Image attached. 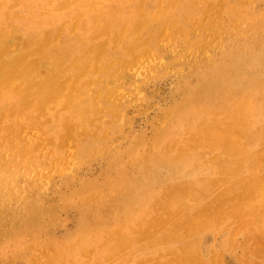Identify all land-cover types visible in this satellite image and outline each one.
Here are the masks:
<instances>
[{"label": "rangeland", "instance_id": "rangeland-1", "mask_svg": "<svg viewBox=\"0 0 264 264\" xmlns=\"http://www.w3.org/2000/svg\"><path fill=\"white\" fill-rule=\"evenodd\" d=\"M6 1L0 0L3 6H0L2 9L0 11V79L5 77L7 71L18 75L31 71L37 73L40 69L43 71H40L41 75L36 77L39 89L44 85L42 80H45L50 72L52 79L49 81L51 83L48 85L49 88L41 90L37 95L31 94V97L26 96L28 94L26 91L29 90L27 88L21 93L7 85L0 87L3 98L0 96V170L3 173V181L6 182L7 176L13 175L15 185L18 187L15 194L10 187L2 189L4 195L0 200V264H264V251L261 249L264 246V220H262L264 218L261 215L264 212V203L260 201V204H263L260 205L261 207L252 206L253 211L259 207L256 214L250 213L252 211L248 209L249 207L246 206L248 210L244 208L247 201L249 203L252 201H250L252 193L253 197L261 195L254 192L255 188L257 192L258 190L262 194L264 192L261 190L264 188V183L262 188H259L261 181L264 182L262 175L264 173V0H260L255 5L258 10L256 14H246L242 11L244 0H240L241 3L239 0H223V3H217L219 0H191V2L190 0L160 2L154 0L155 12L149 8L144 10L143 5L146 0H127V7H122L124 0H114L115 2L109 0L107 5L104 4L106 0H80L78 3L73 0ZM66 4L69 6L68 9L65 8ZM217 4L220 5L219 8ZM209 6H212V9ZM177 7L178 10H175ZM222 7L223 9L227 7L230 14L223 16ZM168 8L172 11L170 14L172 16L169 13L159 16L161 19L157 20L156 24L144 26L149 24L158 12L166 11ZM201 9H205V14ZM119 13H121L120 17ZM173 20L178 23L176 21L174 23ZM105 23L108 25L106 26ZM74 25L78 28L74 29ZM61 27L63 30L60 32ZM220 29L223 31H219ZM42 34L46 36L43 37ZM121 34L126 36L122 37ZM162 35L164 37H161ZM171 36H177V44L164 39ZM245 36L249 40L245 39ZM49 37L51 41L47 40ZM159 37L161 39H158ZM115 38L120 40L116 41ZM146 38L149 39L145 44ZM202 39L207 44V49L201 47V50L199 46L197 52L192 50L191 44L197 42L195 40L200 42ZM113 41L116 43L113 44ZM154 42H158L156 51L152 47ZM103 43L104 48H102ZM200 43L202 44L203 41ZM211 44L215 46L210 48ZM175 45H178L177 48ZM187 47L191 49L189 51L191 60L182 57ZM130 51L133 52L129 53ZM144 52H148L144 61H131L133 57ZM61 54L63 56H60ZM212 55L215 57L213 58ZM77 56L82 57L77 58ZM90 57H94V60ZM127 64L128 67H125ZM85 65L89 68H85ZM83 67L84 70L81 69ZM81 71H85L83 74L86 75L81 74ZM111 72L118 73L112 77ZM80 75H83V78ZM77 77L80 79H76ZM64 81L67 86L63 84ZM132 81L134 84L131 83ZM9 95L12 102L4 101V97L7 98ZM98 99L101 100L99 103L102 110L95 108L94 104ZM63 107L66 110H62ZM28 117L30 121L27 120ZM216 120L218 123H215ZM245 124L249 126L245 127ZM118 129H121L120 132ZM212 129L220 130L222 136H219V133L217 139L215 134L217 132H213ZM108 130L109 133L106 132ZM235 135L236 139L233 137ZM104 137L106 139H103ZM232 141L235 145L231 144ZM178 151L180 154L177 153ZM170 161H174L173 164ZM258 163L262 169H259ZM24 171L30 173V178H24ZM256 174H259L257 177L259 179L254 177L257 176ZM240 201H243V205L245 202L246 204L243 206ZM247 211L250 213L249 216H246ZM247 218L250 219L246 220ZM259 252H261L260 256Z\"/></svg>", "mask_w": 264, "mask_h": 264}, {"label": "bare ground", "instance_id": "bare-ground-1", "mask_svg": "<svg viewBox=\"0 0 264 264\" xmlns=\"http://www.w3.org/2000/svg\"><path fill=\"white\" fill-rule=\"evenodd\" d=\"M7 1H8V0H7ZM7 1H6V2H7ZM9 1H10V0H9ZM17 1H21V0H17ZM23 1H24V0H23ZM54 1H55V0H54ZM56 1H57V0H56ZM67 1H68V0H67ZM73 1L76 2V3H78V1H80V0H73ZM84 1H85V0H84ZM86 1H87V0H86ZM111 1H114V0H111ZM130 1H131V0H130ZM140 1H142V0H140ZM143 1H144V0H143ZM160 1H161V0H159V2H160ZM167 1H169V0H167ZM208 1H209V0H208ZM259 1H260V0H244V3H243V5H242V6H243V7H242V11L245 12L246 14H256V13L258 12V10H256L255 5H256L257 2H259ZM13 2L16 3L15 1H13ZM13 2H12V3H13ZM21 2H22V1H21ZM37 2H38V1H37ZM59 2H61V1H59ZM99 2H100V1H99ZM109 2H110L109 0H106V1L104 2V4L107 5ZM114 2H115V1H114ZM119 2H120V1H119ZM133 2H134V1H133ZM144 2H145L144 5L142 4V5L144 6V10H146V8H149L150 10H152L153 12H155V9H154V2H156V1H154V0H146V1H144ZM183 2H184V1H183ZM190 2H191V0H190ZM218 2H220V3L222 2V3H223V0H219V1H217V3H218ZM224 2H225V1H224ZM17 3H18V2H17ZM17 3H16V4H17ZM63 3H64V2H63ZM63 3H62V6H63ZM65 3H66V2H65ZM69 3H70V2H69ZM72 3H73V2H72ZM91 3H93V2H91ZM141 3H143V2H140V4H141ZM149 3H150V4H149ZM168 3H169V2H168ZM177 3H178V1H177ZM196 3H197V2H196ZM201 3H202V2H201ZM208 3H209V2H208ZM229 3H230V2H229ZM239 3H241L240 0H239ZM1 4H2V3H1ZM1 4H0V6H1ZM8 4H9V3H8ZM57 4H58V3H57ZM122 4H123L122 7H127V0H124ZM135 4H136V3H135ZM158 4H161V3H158ZM179 4H180V3H179ZM190 4H191V3H190ZM211 4H212V6H213V3H212V2H211ZM214 4H215V3H214ZM18 5H19V4H18ZM21 5H22V3H21ZM21 5H20V6H21ZM32 5H34V4H32ZM35 5H36V4H35ZM64 5H65V4H64ZM66 5H67V6H65V8L68 9L69 6H68V4H66ZM69 5L71 6V3H70ZM92 5H94V4H92ZM92 5H91V6H92ZM131 5H132V4H131ZM165 5H166V4H165ZM173 5H174V3L172 4V6H173ZM187 5H188V4H187ZM187 5H184V6L187 7ZM201 5H202V4H201ZM208 5H209V4H208ZM218 5H219V4H217L216 6L218 7ZM222 5H224V4H222ZM26 6H27V5H26ZM59 6H61V4H59ZM62 6H61V7H62ZM84 6H86V5H84ZM84 6H82V7H84ZM88 6L90 7V5H88ZM99 6H100V5H99ZM103 6H104V5H103ZM118 6H119V5H118ZM140 6H141V5H140ZM151 6H152V8H151ZM155 6H156V5H155ZM158 6L161 7L160 5H158ZM190 6H193V5H190ZM206 6H207V5H206ZM212 6H209L210 9H212V8H211ZM219 6H220V5H219ZM226 6H227V4H226ZM1 7H3V6H1ZM1 7H0V8H1ZM10 7H11V5H10ZM31 7H32V6H31ZM41 7H42V6H41ZM115 7H116V6H115ZM168 7H169V6H168ZM173 7H174V6H173ZM178 7H179V6H178ZM178 7H177V9H175V8H174V9H175V10H178ZM182 7H183V6H182ZM195 7H197V6H195ZM209 7H208V9H209ZM231 7H232V6H231ZM261 7H262V6H261ZM7 8H8V7H7ZM12 8H13V4H12ZM29 8H30V7H29ZM57 8H58V7H57ZM104 8H105V7H104ZM108 8H109V7H108ZM128 8H130V7H128ZM128 8H127V9H128ZM156 8H157V7H156ZM163 8H164V7H163ZM215 8H216V7H215ZM218 8H219V7H218ZM218 8H217V10H219ZM232 8H234V7H232ZM9 9H11V8H9ZM9 9H7V10H9ZM52 9H53V7H52ZM61 9H62V8H61ZM86 9H87V8H86ZM95 9H96V8H95ZM111 9H112V8H111ZM137 9L139 10V8H137ZM159 9H160V8H159ZM171 9H172V8H171ZM186 9H188V8H186ZM222 9H223V7H222ZM240 9H241V8H240ZM4 10H6V9H4ZM15 10H16V9H15ZM32 10H33V9H32ZM45 10H47V9H45ZM57 10H58V9H57ZM62 10H63V9H62ZM73 10L75 11V8H74ZM91 10H92V8H91ZM97 10H98V9H97ZM122 10H123V9H122ZM128 10H129V9H128ZM130 10H131V9H130ZM138 10H137V11H138ZM144 10H143V11H144ZM147 10H148V9H147ZM184 10H185V9H184ZM189 10H191V9H189ZM201 10H202L203 12L205 11V9H204V10L201 9ZM206 10H207V9H206ZM213 10H215V9H213ZM217 10H215V12H216ZM259 10H260V9H259ZM0 11H2V9H0ZM13 11H14V10H13ZM24 11H25V10H24ZM47 11H48V10H47ZM64 11H65V10H64ZM64 11H63V12H64ZM67 11H68V10H67ZM89 11H90V10H89ZM140 11H142V10H140ZM161 11H162V12H161ZM161 11H160V13L158 12V15H156V17H154V18L151 19V21H150L149 24H145V21H144V24H145L144 26H146V25L156 24L155 22H156L157 20H160L161 17H162V15L165 16V15H168V13H169V15L172 14V13H171L172 11H171V10L169 11V8L166 9V11H163V10H161ZM195 11H196V10H195ZM3 12H4V11H3ZM7 12H8V11H7ZM17 12H18V11H17ZM39 12H40V11H39ZM48 12H49V11H48ZM50 12H51V10H50ZM52 12H54V11H52ZM56 12H57V11H56ZM80 12H81V11H80ZM99 12H100V11H99ZM116 12H117V11H116ZM129 12H130V11H129ZM153 12H152V14H153ZM187 12H188V11H187ZM207 12H208V11H207ZM209 12H210V11H209ZM212 12H213V11H212ZM217 12H218V11H217ZM220 12H221V11L219 10V13H220ZM222 12H223V13H222L223 16H226V15H229V14H230V11H229V9H228L227 7H225V8L222 10ZM235 12L237 13V11H235ZM238 12H239V11H238ZM1 13H2V12H1ZM12 13H13V12L11 11V14H12ZM18 13H20V12H18ZM33 13H34V12H33ZM65 13H66V12H65ZM68 13H69V11H68ZM143 13H144V12H143ZM143 13H142V14H143ZM146 13H147V12H146ZM183 13H184V12H183ZM188 13H189V12H188ZM3 14H4V13H3ZM15 14H16V13H15ZM15 14H14V17H15ZM49 14H50V13H49ZM60 14H61V13H60ZM62 14H63V13H62ZM76 14H77V13H76ZM78 14H79V13H78ZM97 14H98V12H97ZM100 14H101V13H100ZM108 14H109V13H108ZM120 14H121V13L118 14L119 17H120ZM126 14H128V12H127ZM130 14H131V13H130ZM142 14H141V15H142ZM152 14H150V15H152ZM191 14H192V13H191ZM204 14H205V12H204ZM208 14H209V13H208ZM36 15H37V14H36ZM40 15H41V14H40ZM50 15H51V14H50ZM73 15H74V14H73ZM80 15H81V14H80ZM139 15H140V14H139ZM143 15H144V14H143ZM146 15H147V14H146ZM177 15H178V14H177ZM206 15H207V14H206ZM30 16H31V15H30ZM51 16H52V15H51ZM82 16H83V15H82ZM95 16H96V15H95ZM159 16H161V17H159ZM170 16H172V15H170ZM208 16H209V15H208ZM211 16H212V15H211ZM239 16H240V15H239ZM16 17H17V16H16ZM46 17H48V16H46ZM46 17H45V18H46ZM69 17H70V16H69ZM69 17H68V18H69ZM88 17H89V16H88ZM145 17H146V16H145ZM148 17H149V16H148ZM151 17H153V16H151ZM186 17H187V16H186ZM242 17H243V16H242ZM242 17H241V18H242ZM6 18H7V17H5V19H6ZM20 18H22V17H20ZM27 18H28V17H27ZM54 18H57V17H54ZM117 18H118V17H117ZM130 18H131V17H130ZM172 18H173V17H172ZM188 18H189V17H188ZM212 18H213V16H212ZM17 19H18V18H17ZM38 19H39V18H38ZM41 19H42V17H41ZM73 19H74V18H73ZM77 19H78V18H76V20H77ZM123 19H124V18H123ZM145 19H146V18H145ZM215 19H216V18H215ZM228 19H229V18H228ZM242 19H243V18H242ZM254 19H256V18H254ZM0 20H1V19H0ZM52 20H53V18H52ZM76 20H75V21H76ZM126 20H127V19H126ZM133 20H134V19H133ZM141 20H142V19H141ZM148 20H149V19H148ZM163 20H164V19H163ZM167 20H169V19H167ZM178 20H179V19H178ZM206 20H207V19H205V21H206ZM212 20H213V19H212ZM3 21H4V20H3ZM12 21H14V20H12ZM15 21H16V19H15ZM15 21H14V22H15ZM57 21H58V19H57ZM78 21H79V20H78ZM94 21H95V20H94ZM173 21H174V20H173ZM175 21H176V20H175ZM175 21H174V23H175ZM216 21H217V20H216ZM17 22H18V21H17ZM95 22H97V21H95ZM95 22H93V23H95ZM132 22H133V21H132ZM146 22H147V20H146ZM166 22H167V21H166ZM176 22H177V21H176ZM183 22H185V21L183 20ZM197 22H198V21H197ZM203 22H204V21H203ZM207 22H208V21H207ZM221 22H222V20H221ZM230 22H231V21H230ZM232 22H233V21H232ZM238 22H239V21H238ZM247 22H248V21H247ZM3 23H4V22H3ZM41 23H42V22H41ZM49 23H50V22H49ZM56 23H57V22H56ZM64 23L66 24V22H64ZM68 23H69V20H68ZM68 23H67V24H68ZM79 23H80V22H79ZM101 23H102V22H101ZM101 23H99V24H101ZM107 23H108V22H107ZM129 23H130V22H129ZM129 23H128V24H129ZM142 23H143V20H142ZM177 23H178V22H177ZM177 23H176V24H177ZM185 23H186V22H185ZM204 23H205V22H204ZM213 23H214V22H213ZM218 23H219V22H218ZM225 23H226V22H225ZM262 23H263V22H262ZM15 24H16V23H15ZM19 24H20V22H19ZM30 24H31V23H30ZM50 24H51V23H50ZM76 24H77V23H76ZM80 24H81V23H80ZM108 24H109V23H108ZM108 24H107V25H108ZM137 24H139V23H137ZM168 24H169V23H168ZM181 24H184V23H181ZM231 24H232V23H231ZM237 24H238V23H237ZM241 24H242V23H241ZM257 24H258V23H257ZM3 25H5V24H3ZM7 25H8V24H7ZM27 25H28V24H27ZM37 25H38V24H37ZM40 25H41V24H40ZM71 25H72V24H71ZM87 25H88V24H87ZM97 25H98V24H97ZM105 25H106V23H105ZM107 25H106V26H107ZM113 25H114V24H113ZM115 25H116V24H115ZM139 25H140V24H139ZM160 25H161V24H160ZM196 25H197V24H196ZM201 25H202V24H201ZM213 25H215V24H213ZM213 25L211 26L212 28H213ZM218 25H219V24H218ZM218 25H217V26H218ZM1 26H2V25H1ZM75 26H76V25H74V29L78 28V27L75 28ZM79 26H80V25H79ZM81 26H82V24H81ZM124 26H125V25H124ZM131 26H132V25H131ZM171 26H173V24H172ZM198 26H199V25H198ZM221 26H222V25H221ZM223 26H225V25H223ZM252 26H253V25H252ZM256 26H258V25H256ZM24 27H25V26H24ZM40 27H41V26H40ZM46 27H47V26H46ZM69 27H70V26H69ZM72 27H73V26H72ZM72 27H71V29H72ZM96 27H97V26H96ZM121 27H122V25H121ZM135 27H136V25H135ZM141 27H142V26H141ZM175 27H176V26H175ZM226 27H227V26H226ZM12 28H13V27H12ZM47 28H48V27H47ZM61 28H62V29L60 30V32L63 30V27H61ZM67 28H68V27H67ZM80 28H81V27H80ZM84 28H85V26H84ZM107 28H108V27H107ZM112 28H113V27H112ZM146 28H147V27H146ZM151 28H152V27H151ZM163 28H164V27H163ZM177 28H178V27H177ZM177 28H176V29H177ZM219 28H222V27H219ZM250 28H252V27H250ZM263 28H264V27H263ZM4 29H5V28H4ZM9 29H10V28H9ZM32 29H33V28H32ZM35 29H36V28H35ZM71 29H70V30H71ZM74 29H73V30H74ZM85 29H86V28H85ZM90 29H91V28H90ZM126 29H127V28H126ZM133 29H134V28H133ZM140 29H141V28H140ZM174 29H175V28H174ZM179 29H181V28H179ZM179 29H178V30H179ZM206 29H207V28H206ZM81 30H84V29L81 28ZM87 30H88V29H87ZM87 30H86V31H87ZM104 30H105V29H104ZM113 30H114V29H113ZM130 30H131V29H130ZM165 30H166V28H165ZM165 30H164V31H165ZM200 30H201V29H200ZM229 30H230V29H229ZM231 30H233V28H231ZM235 30H236V29H235ZM244 30H245V29H244ZM244 30H243V31H244ZM246 30H247V29H246ZM261 30H263V29H260V31H261ZM0 31H1V30H0ZM27 31H28V29H27ZM29 31H30V30H29ZM37 31H38V30H37ZM44 31H46V30H44ZM58 31H59V30H58ZM77 31H78V30H77ZM86 31H85V32H86ZM89 31H91V30H89ZM93 31H94V30H93ZM99 31H100V30H99ZM108 31H109V30H108ZM110 31H112V30H110ZM137 31H138V30H137ZM150 31H151V30H150ZM161 31H162V30H161ZM164 31H163V32H164ZM198 31H199V30H198ZM219 31H223V30L220 29ZM219 31H218V32H219ZM238 31H240V29H239ZM247 31H248V30H247ZM254 31H256V30H254ZM263 31H264V30H263ZM69 32H70V31H69ZM79 32H80V31H79ZM124 32H126V30H125ZM131 32H132V31H131ZM138 32H139V31H138ZM172 32H174V31H172ZM201 32H202V31H201ZM218 32H217V33H218ZM233 32H234V31H233ZM248 32H249V31H248ZM2 33H3V32H2ZM7 33H8V32H7ZM25 33H26V32H25ZM29 33H30V32H29ZM62 33H65V32H62ZM73 33H74V31H73ZM75 33H76V32H75ZM97 33H98V32H97ZM103 33H104V32H103ZM111 33H112V32H111ZM115 33H116V32H115ZM119 33H120V32H119ZM133 33H135V32H133ZM136 33H137V32H136ZM189 33H190V32H189ZM189 33H187V34L189 35ZM205 33H206V32H205ZM226 33H227V32H226ZM234 33H235V32H234ZM33 34H35V33H33ZM49 34H50V33H49ZM67 34H69V33H67ZM85 34H86V33H85ZM88 34H89V33H88ZM93 34H94V33H93ZM100 34H101V33H100ZM109 34H110V33L108 32V35H109ZM123 34H125V33H123ZM130 34H131V33H130ZM158 34H159V33H158ZM165 34H166V33H165ZM165 34H163V35L165 36ZM173 34H176V33H173ZM194 34H196V33H194ZM197 34H198V33H197ZM199 34H200V32H199ZM213 34H214V33H213ZM238 34H239V33H238ZM248 34H250V33H248ZM256 34H257V33H256ZM260 34H261V33H260ZM4 35H5V34H4ZM4 35H3V36H4ZM42 35H43V37L46 36V35H44V34H42ZM58 35H59V33H58ZM58 35H57V36H58ZM61 35H62V34H61ZM89 35H90V34H89ZM97 35H99V34H97ZM101 35L103 36V34H101ZM105 35H106V34H105ZM145 35H146V34H145ZM156 35H157V34H156ZM159 35H161V33H160ZM163 35H162L161 37H164ZM176 35H177V34H176ZM222 35H223V34H222ZM239 35H240V34H239ZM245 35H246V34H245ZM252 35H253V34H252ZM35 36H36V35H35ZM35 36H34V37H35ZM37 36H38V35H37ZM40 36H41V35H40ZM40 36H39V37H40ZM51 36H52V35H51ZM57 36H56V37H57ZM74 36H75V35H74ZM91 36H92V35H91ZM91 36H90V38H91ZM110 36H111V35H110ZM112 36H113V35H112ZM115 36H116V35H115ZM115 36H114V37H115ZM121 36H122V34H121ZM124 36H126V35H123L122 37H124ZM143 36H144V35H143ZM149 36L151 37V35H149ZM200 36H201V34H200ZM209 36H210V35H209ZM209 36H208V38H209ZM215 36H216V35H215ZM223 36H224V35H223ZM223 36H222V38L224 39ZM241 36H242V35H241ZM262 36H263V35H262ZM5 37H6V35H5ZM30 37H31V36H30ZM56 37H55V38H56ZM58 37H60V36H58ZM81 37H83V36H81ZM99 37H100V35H99ZM122 37H121L120 39H122ZM147 37H148V36H147ZM153 37H154V36H153ZM188 37H189V36H188ZM191 37H192V36H191ZM206 37H207V36H206ZM216 37H217V36H216ZM229 37H230V36H229ZM258 37H259V34H258ZM0 38H1V36H0ZM68 38H69V37H68ZM83 38H84V37H83ZM90 38H89V39H90ZM127 38H128V37H127ZM197 38H198V37H197ZM225 38H226V37H225ZM241 38H242V37H241ZM253 38H254V37H253ZM35 39H36V38H35ZM40 39H41V37H40ZM52 39H53V37H52ZM74 39H75V38H74ZM78 39H80V37H79ZM120 39H118V40H120ZM131 39H132V38H131ZM148 39H149V38H148ZM148 39L146 38V41H144L145 44L147 43V40H148ZM158 39H161V38L159 37ZM164 39H168L169 42L172 41V42H174V43H176V42L178 41L177 36H171V37L164 38ZM198 39H199V38H198ZM210 39H211V38H210ZM242 39H243V38H242ZM245 39H248V38H246V36H245ZM250 39H251V38H250ZM47 40L51 41L50 37H49ZM54 40H55V39H54ZM76 40H77V39H76ZM76 40H75V41H76ZM106 40L108 41V39H106ZM114 40L118 41L117 38H115ZM139 40H140V39H139ZM141 40H142V39H141ZM155 40H156V39H155ZM205 40L207 41L208 39H205ZM220 40H222V39H220ZM234 40H235V39H234ZM239 40H241V39H239ZM248 40H249V39H248ZM261 40H263V39H261ZM9 41H10V40H9ZM18 41H19V39H18ZM24 41H25V40H24ZM36 41H37V39H36ZM52 41H53V40H52ZM57 41H58V40H57ZM59 41H60V40H59ZM78 41H79V40H78ZM98 41H99V40H98ZM111 41H112V40H111ZM165 41H166V40H165ZM195 41H197V42H193V43L191 44V45H192V50H196L195 52H197V51H198V50H197V47H199V46H200V48L202 47V48H204V49H207V44H205V41H204L203 39H202V41H203L202 44L200 43V42H202V41H200V42H199L198 40H195ZM236 41H237V40H236ZM254 41H255V40H254ZM42 42H43V41H42ZM66 42H67V41H66ZM81 42H82V41H81ZM88 42H89V41H88ZM92 42H93V41H92ZM94 42H95V41H94ZM103 42H104V41H103ZM114 42H115V41H113V44L116 43V42H115V43H114ZM151 42H152V41H151ZM217 42H218V40H217ZM232 42H233V41H232ZM238 42H239V41H238ZM251 42H252V41H251ZM251 42H250V43H251ZM0 43H1V40H0ZM29 43H30V42H29ZM36 43H37V42H36ZM50 43H51V42H49L48 44L50 45ZM54 43H56V41H54ZM69 43H71V42H69ZM78 43H79V42H78ZM99 43H100V42H99ZM108 43H109V42H108ZM120 43H122V42L120 41ZM157 43H158V42H156V43L154 42L153 45H152L154 51L157 50V47H158V44H157ZM159 43H160V42H159ZM166 43H167V42H166ZM215 43H216V41H215ZM218 43H219V42H218ZM244 43H245V42H244ZM255 43H256V42H255ZM255 43H254V44H255ZM25 44H26V43H25ZM41 44H42V43H40V45H41ZM43 44H44V47H45V42H44ZM63 44H64V43H63ZM71 44H72V43H71ZM73 44H74V43H73ZM89 44H90V42H89ZM89 44H86V45L88 46ZM91 44H92V43H91ZM105 44H106V43H105ZM122 44H124V43H122ZM170 44H171V43H170ZM170 44H169V46H170ZM176 44H177V43H176ZM181 44H182V43H181ZM239 44H240V43H239ZM257 44H258V43H257ZM11 45H12V44H11ZM21 45H22V44H21ZM32 45H33V44H32ZM46 45H47V44H46ZM52 45H54V44H52ZM64 45H67V44H64ZM77 45H78V44H77ZM79 45H80V44H79ZM129 45H131V44L129 43ZM140 45H141V44H140ZM142 45H143V44H142ZM159 45H160V44H159ZM218 45H219V44H218ZM261 45H262V44H261ZM22 46H23V45H22ZM33 46H34V45H33ZM50 46H51V45H50ZM67 46H68V45H67ZM67 46H66V47H67ZM72 46H74V45H72ZM83 46H84V45H83ZM90 46H91V45H90ZM102 46H103L102 48H104V43H103ZM106 46H107V45H105V47H106ZM117 46H118V45H117ZM132 46H133V43H132ZM144 46H145V45H144ZM150 46H151V45H149V47H150ZM164 46H165V45H164ZM175 46H176V45H175ZM177 46H178V45H177ZM177 46H176V48H177ZM212 46H215V45H212V44H211L210 48H211ZM238 46H239V45H238ZM238 46H237V47H238ZM258 46H259V45H258ZM9 47H10V46H9ZM31 47H32V46H31ZM46 47H47V46H46ZM68 47H69V46H68ZM121 47H122V46H121ZM166 47L168 48V46H166ZM181 47H182V46H181ZM208 47H209V46H208ZM223 47H224V46H223ZM4 48H5V47H4ZM16 48H17V47H16ZM39 48H40V46H39ZM60 48H61V47H60ZM69 48H70V47H69ZM83 48H84V47H83ZM107 48H108V47H107ZM114 48H115V47H114ZM114 48H113V49H114ZM144 48H145V47H144ZM144 48H143V49H144ZM150 48H151V47H150ZM164 48H165V47H164ZM200 48H199V49H200ZM202 48H201V50H202ZM215 48H216V47H215ZM221 48H222V47H221ZM258 48H259V47H258ZM20 49H21V48H20ZM40 49H42V48H40ZM48 49H49V48H48ZM48 49H47V50H48ZM51 49H52V48H51ZM54 49H55V47H54ZM70 49H71V48H70ZM70 49H69V50H70ZM87 49L89 50V48H87ZM87 49H86V52H87ZM113 49H112V50H113ZM127 49H128V48H127ZM127 49H126V50H127ZM130 49H132V48H130ZM135 49H138V48H135ZM218 49H219V47H218ZM259 49H260V48H259ZM8 50H9V49H8ZM15 50H16V49H15ZM15 50H14V51H15ZM33 50H34V49H33ZM45 50H46V48H45ZM63 50H64V49H63ZM73 50H74V52H75V48H74ZM79 50H80V49H79ZM90 50H91V49H90ZM107 50H109V49H107ZM115 50H116V49H115ZM120 50H121V49H120ZM133 50H134V49H133ZM148 50H149V49H148ZM148 50H147V51H148ZM229 50H231V49H229ZM257 50H258V49H257ZM260 50H261V49H260ZM12 51H13V49H12ZM105 51H106V50H103V52H105ZM141 51H142V50H141ZM166 51H167V50H166ZM189 51H191V49H190L189 47H187L186 50L184 51V53L182 54V57L187 58V59H190L189 55H190L191 52H189ZM206 51H207V50H206ZM206 51H205V52H206ZM216 51H217V50H216ZM218 51H219V50H218ZM220 51H221V50H220ZM242 51H243V50H242ZM247 51H249V50H247ZM250 51H251V50H250ZM7 52H8V51H7ZM10 52H11V51H10ZM37 52H38V50H37ZM39 52H40V50H39ZM48 52H49V51H48ZM48 52H47V54H48ZM70 52H71V51H70ZM79 52H80V51H79ZM91 52H92V51H91ZM103 52H101V55H102ZM114 52H115V51H114ZM124 52H125V51H124ZM131 52H133V51H130L129 53H131ZM164 52H165V50H164ZM170 52H172V51H170ZM176 52H177V51H176ZM203 52H204V51H203ZM203 52H202V53H203ZM210 52H212V50H211ZM210 52H209V53H210ZM3 53H4V50H3ZM31 53H32V52H30V54H31ZM53 53H54V52H53ZM55 53H56V51H55ZM67 53H68V52H67ZM81 53H82V52H81ZM89 53H90V51L88 52V54H89ZM92 53H93V52H92ZM125 53H126V52H125ZM147 53H148V52H146V53H145V52H144V53H139V55H137V56H135V55L132 53L135 57L132 56L134 59L131 60V61L134 62V61L137 60V61H139V62H142V60L144 59V57H145V55H146ZM168 53H169V52H168ZM214 53H215V52H214ZM245 53H246V52H245ZM251 53H252V52H251ZM255 53H257V52L255 51ZM261 53H262V52H261ZM37 54H38V53H37ZM43 54H44V53H43ZM43 54H42V55H43ZM50 54H51V53H50ZM72 54H73V53H72ZM72 54H71V55H72ZM76 54H77V53H76ZM78 54H79V53H78ZM86 54H87V53H86ZM192 54H193V53H192ZM204 54H205V53H204ZM204 54H202V55H204ZM42 55H40V58H41ZM44 55H45V54H44ZM48 55H49V54H48ZM51 55H52V54H51ZM73 55H74V54H73ZM83 55H84V54H83ZM196 55H197V54H196ZM207 55H208V54H207ZM251 55H252V54H251ZM4 56H6V55H4ZM28 56H29V55H28ZM60 56H63V54H61ZM86 56H87V55H86ZM88 56H89V55H88ZM93 56H96V55H93ZM175 56H176V55H175ZM175 56H174V57H175ZM219 56H220V55H219ZM260 56H261V55H260ZM0 57H1V55H0ZM31 57H32V55H31ZM78 57H80V56H77V58H78ZM81 57H82V56H81ZM81 57H80V58H81ZM91 57H92V56H91ZM91 57H90V58H91ZM97 57H98V56H97ZM101 57H102V56H101ZM109 57H110V56H109ZM125 57H126V55H125ZM147 57H148V56H147ZM151 57H152V56H151ZM169 57H170V56H169ZM193 57H194V54H193ZM201 57H203V56H201ZM212 57L214 58L215 56L212 55ZM20 58H22V57H20ZM20 58H19V59H20ZM33 58H34V56H33ZM35 58H37V57H35ZM40 58H38V59H40ZM59 58H61V57H59ZM73 58H74V57H73ZM75 58H76V56H75ZM75 58H74V59H75ZM80 58H79V59H80ZM128 58H130V57H128ZM154 58H155V57H154ZM165 58H166V57H165ZM194 58H195V57H194ZM213 58H212V60H213ZM254 58H255V57H254ZM43 59H44V58H43ZM43 59H42V60H43ZM55 59H56V58H55ZM82 59H84V58H82ZM86 59H87V58H86ZM91 59L94 60V57L91 58ZM152 59H153V58H152ZM200 59H201V58H200ZM206 59H207V58H206ZM32 60H33V59H32ZM45 60L47 61V59H45ZM48 60H49V59H48ZM52 60H53V59H52ZM66 60H67V58H66ZM158 60H159V59H158ZM180 60H182V59H180ZM183 60H184V59H183ZM190 60H191V59H190ZM198 60H199V59H198ZM215 60H216V59H215ZM260 60H261V59H260ZM23 61H24V60H23ZM29 61H30V60H29ZM29 61H28V62H29ZM33 61L36 62L37 60H33ZM71 61H72V57H71ZM97 61H99V60L97 59ZM97 61H96V64H97ZM101 61H102V60H101ZM116 61H117V60H116ZM116 61H114V62H116ZM143 61H144V60H143ZM147 61H148V58H147ZM152 61H153V60H152ZM166 61H167V60H166ZM170 61H171V60H169V62H170ZM178 61H179V60H178ZM28 62H27V63H28ZM37 62H38V61H37ZM37 62H36V63H37ZM88 62H90V60H88ZM114 62H113V64H114ZM127 62H129V61H127ZM139 62H138V64H137V63H136V64L139 65ZM154 62H155V61H154ZM156 62H157V61H156ZM158 62H159V61H158ZM160 62H161V61H160ZM191 62H192V61H191ZM12 63H13V61H12ZM18 63H20V62H18ZM27 63H26V64H27ZM58 63H59V62H58ZM65 63H66V62H65ZM68 63H69V62H68ZM74 63H75V62H74ZM79 63H80V62H79ZM84 63H85V62H84ZM99 63L102 64L100 61H99ZM130 63H131V62H130ZM146 63H147V65H149L148 62H146ZM146 63H145V65H146ZM161 63H162V62H161ZM164 63H165V62H164ZM182 63H183V62H182ZM188 63H189V62H188ZM195 63H197V62H195ZM258 63H259V62H258ZM260 63H261V62H260ZM44 64H45V63H44ZM53 64H54V63H53ZM63 64H64V63H63ZM66 64H67V63H66ZM72 64H73V62H72ZM72 64L70 63V65H72ZM89 64H90V63H89ZM125 64H126V61H125ZM125 64H124V65H125ZM154 64H155V63H154ZM171 64H172V63H171ZM254 64H255V63H254ZM31 65H32V64H31ZM36 65L38 66V64H36ZM36 65H34V66H36ZM87 65H88V64H87ZM90 65H91V64H90ZM97 65H98V64H97ZM97 65H94V66L97 67ZM110 65H111V63H110ZM117 65H118V64H117ZM124 65H123V66H124ZM132 65H133V64H132ZM155 65H156V64H155ZM157 65H158V64H157ZM167 65H168V64H167ZM167 65H166V67H167ZM205 65H206V64H205ZM216 65H217V64H216ZM219 65H220V64H219ZM256 65H257V64H256ZM14 66H15V65H14ZM34 66H33V67H34ZM73 66H74V65H73ZM81 66H82V65H81ZM98 66H99V65H98ZM111 66H113V65H111ZM133 66H134V65H133ZM142 66H143V65H142ZM142 66H141V68H142ZM194 66H195V65H194ZM220 66H221V65H220ZM71 67H72V66H71ZM74 67H76V66H74ZM86 67H88V66L85 65V68H86ZM125 67H128V64H127V66H125ZM134 67H135V66H134ZM134 67H133V68H134ZM147 67H149V66H147ZM147 67H146V68H147ZM154 67H155V66H154ZM156 67H157V66H156ZM156 67H155V68H156ZM166 67H165V68H166ZM168 67H169V66H168ZM171 67H173V66H171ZM183 67H185V66H183ZM199 67H200V66H199ZM12 68H13V67H12ZM37 68H38V67H37ZM37 68H36V69H37ZM56 68H57V67H56ZM88 68H89V67H88ZM88 68H87L86 70H88ZM97 68H98V67H97ZM137 68H138V67H137ZM141 68H140V69H141ZM152 68H153V67H152ZM180 68H182V67H180ZM192 68H193V67H192ZM195 68H196V67H195ZM24 69H25V68H24ZM27 69H29V66H28ZM81 69L84 70V67L81 68ZM100 69H101V68H100ZM104 69H105V68H104ZM129 69H130V67H129ZM135 69H136V68H135ZM142 69H143V68H142ZM153 69H154V68H153ZM170 69H171V68H170ZM172 69H173V68H172ZM69 70H70V69H69ZM92 70H93V69H92ZM95 70H98V69L95 68ZM95 70H94V71H95ZM105 70H106V69H105ZM115 70H116V69H114V71H115ZM120 70H121V67H120ZM120 70H118V71H120ZM122 70H123V69H122ZM131 70H132V69H131ZM150 70H151V69H150ZM159 70H160V69H159ZM168 70H169V69H168ZM184 70H185V69H184ZM192 70H194V69H192ZM1 71H2V69H1ZM10 71H11V70H10ZM26 71H27V70H26ZM30 71H31V70H30ZM35 71H36V70H35ZM37 71H38V69H37ZM40 71H43V70L40 69L37 73L31 71V72L20 73V74H18V75H17V74H16V75H13V74H11V73H8V71H7V73L5 74V77H3L2 79H0V87H5V86L7 85L8 87L13 88V89H15V90H17L18 92H21V93L24 92V91H26L25 88H27V90L29 89L28 91H26V92L28 93V94L26 95L27 97H31V96H30L31 94H33V95H34V94L37 95V94H39V92H40L41 90L43 91V90H45L47 87L49 88L48 85L51 84V83H49V81H50V79H52L51 72H50V74L47 73L48 75H46V79H45V80H44V79L42 80V81H44V83H43L44 85H42V87L39 89V87H37L36 77H37L38 75H41V72H40ZM70 71H71V70H70ZM74 71H75V70H74ZM102 71H104V70H102ZM124 71H125V70H124ZM132 71L134 72V70H132ZM139 71H140V70H139ZM145 71L148 72L149 69H148V71H147V70H145ZM155 71H156V70H155ZM155 71H153V72H155ZM157 71H158V70H157ZM162 71H163V70H162ZM171 71H172V70H171ZM196 71H197V70H196ZM202 71H203V70H202ZM209 71H210V70H209ZM211 71H212V70H211ZM213 71H214V70H213ZM17 72H18V70L16 71V73H17ZM81 72H82V71H81ZM84 72H85V71H84ZM84 72H82L81 74H83ZM86 72H87V71H86ZM89 72H90V71H89ZM92 72H93V71H92ZM98 72H99V71H98ZM98 72H96V73H98ZM120 72H121V71H120ZM125 72H126V71H125ZM128 72H129V71H128ZM128 72H127V73H128ZM135 72H136V71H135ZM146 72H145V74H146ZM174 72H175V71H174ZM187 72H188V71H187ZM200 72H201V71H200ZM204 72H205V71H204ZM215 72H216V71H215ZM53 73H54V72H53ZM53 73H52V74H53ZM94 73H95V72H94ZM101 73L103 74V72H101ZM104 73H105V72H104ZM116 73H118V72H111L110 75H112V77H113V76L115 77V76H116ZM142 73H143V72H142ZM159 73H160V72H159ZM0 74H1V73H0ZM138 74H139V73H138ZM145 74H143V75H145ZM165 74H166V72H165ZM183 74H185V73H183ZM186 74H187V73H186ZM189 74H192V73H189ZM213 74H214V73H213ZM215 74H216V73H215ZM55 75H56V74H55ZM83 75H86V74H83ZM83 75H82V76H83ZM104 75H105V74H104ZM134 75H135V73H134ZM150 75H151V74H150ZM161 75H162V73H161ZM166 75H167V74H166ZM171 75H172V74H171ZM173 75H174V74H173ZM178 75H179V74H178ZM201 75H202V74H201ZM1 76H2V75H1ZM56 76H57V75H56ZM72 76H73V75H72ZM80 76H81V75H80ZM80 76H79V77H80ZM82 76H81V77H82ZM138 76H139V75H138ZM147 76H148V75H147ZM158 76H159V75H158ZM176 76H177V75H176ZM184 76H185V75H184ZM202 76H203V75H202ZM50 77H51V78H50ZM58 77H59V76H58ZM73 77H74V76H73ZM79 77H77L76 79H80ZM84 77H85V76H84ZM112 77H111V78H112ZM139 77H141V76H139ZM144 77H145V76H144ZM161 77H162V76H161ZM181 77H182V76H181ZM200 77H201V76H200ZM208 77H209V76H208ZM42 78H43V77H42ZM53 78H54V77H53ZM61 78H62V77H61ZM66 78H68V77H66ZM82 78H83V77H82ZM107 78H109V77H107ZM136 78H137V77H136ZM136 78H135V79H136ZM167 78H168V77H167ZM213 78H214V77H213ZM74 79H75V78H74ZM76 79H75V82H76ZM159 79H160V78H159ZM161 79H162V78H161ZM189 79H190V78H189ZM203 79H204V78H203ZM54 80H55V79H54ZM64 80H65V79H64ZM84 80H85V78H84ZM142 80H143V79H142ZM165 80H166V79H165ZM170 80H171V79H170ZM58 81H59V80H58ZM78 81H79V80H78ZM126 81H127V80H126ZM139 81H140V80H139ZM139 81H137V82L139 83ZM143 81H144V80H143ZM148 81H149V80H148ZM150 81H151V80H150ZM150 81H149V82H150ZM158 81H159V80H158ZM160 81H161V80H160ZM174 81H175V79H174ZM192 81H193V80H192ZM203 81H204V80H203ZM207 81H208V80H207ZM210 81H211V80H210ZM210 81H209V82H210ZM67 82H69V79H68ZM81 82H82V80H81ZM122 82H123V81H122ZM134 82H135V81H134ZM152 82H153V81H152ZM163 82H164V81H163ZM54 83H55V82H54ZM61 83H62V82H61ZM83 83H84V82H83ZM91 83H92V82H91ZM91 83H90V84H91ZM97 83H98V82H97ZM131 83H133V81H132ZM138 83H137V84H138ZM142 83H144V82H142ZM41 84H42V83H41ZM55 84H57V83H55ZM63 84L67 86V84H65V81H64ZM74 84H75V83H74ZM79 84H80V83H79ZM81 84H82V83H81ZM84 84H86V83H84ZM84 84H83V85H84ZM133 84H134V83H133ZM133 84H132V85H133ZM140 84H141V83H140ZM159 84H160V83H159ZM206 84H207V83H206ZM208 84H209V83H208ZM61 85H62V84H61ZM61 85H60V86H61ZM64 85H63V87H64ZM76 85H77V82H76ZM83 85H82V86H83ZM91 85H92V84H91ZM91 85H90V86H91ZM105 85H106V84H105ZM123 85H124V84H123ZM135 85H136V84H135ZM153 85H154V84H153ZM56 86H57V85H56ZM56 86H54V87L56 88ZM73 86H75V85H73ZM82 86H81V87H82ZM142 86H144V85H142ZM162 86H163V85H162ZM50 87H52V86H50ZM84 87H85V86H84ZM128 87H129V86H128ZM130 87H131V86H130ZM136 87H138V86H136ZM150 87H151V86H150ZM6 88H7V87H6ZM6 88H5V89H6ZM65 88H66V87H65ZM152 88H153V86H152ZM63 89H64V88H63ZM77 89H78V88H77ZM80 89H81V88H80ZM131 89H132V88H131ZM142 89H143V87H142ZM2 90H3V89H2ZM52 90H53V89H52ZM52 90H51V91H52ZM67 90H68V89H67ZM104 90H106V89H104ZM125 90H127V89L125 88ZM133 90H134V88H133ZM159 90H160V89H159ZM54 91H55V90H54ZM63 91L65 92V90H63ZM77 91H78V90H77ZM109 91H110V90H109ZM122 91H123V90H122ZM127 91H128V90H127ZM13 92H14V91H13ZM87 92H88V91H87ZM111 92H112V91H111ZM134 92H135V91H134ZM145 92H146V91H145ZM243 92H244V91H243ZM245 92H246V91H245ZM245 92H244V93H245ZM83 93H84V92H83ZM85 93H86V92H85ZM124 93H125V92H124ZM124 93H123V94H124ZM154 93H155V92H154ZM4 94H5V93H4ZM40 94H41V93H40ZM48 94H50V92H48ZM57 94H58V92H57ZM65 94H66V93H65ZM65 94H64V95H65ZM115 94H116V93H115ZM132 94H133V93H132ZM147 94H148V93H147ZM157 94H159V93H157ZM5 95H6V94H5ZM5 95H4V96H5ZM66 95H68V94H66ZM66 95H65V96H66ZM72 95H73V94H72ZM128 95L131 96V94H128ZM242 95H243V94H242ZM0 96H1V98H2V95H1V94H0ZM49 96H50V95H49ZM56 96H57V95H56ZM61 96H62V95H61ZM69 96H70V95H69ZM74 96H75V94H74ZM99 96H100V95H99ZM112 96H115V95H112ZM123 96H124V95H123ZM145 96H146V95H145ZM158 96H159V95H158ZM5 97H6V96H5ZM5 97H4V101H5V100H10V101L12 102V98H10V95H9V97H7V98H5ZM54 97H55V96H54ZM70 97H71V96H70ZM137 97H138V96H137ZM204 97H205V96H204ZM226 97H227V96H226ZM251 97H252V96H251ZM60 98H62V97H60ZM60 98H58V99H60ZM65 98H66V97H65ZM71 98H72V97H71ZM74 98H75V97H74ZM90 98H91V97H90ZM104 98L106 99L107 97H104ZM127 98H128V97H127ZM131 98H132V97H131ZM153 98H154V97H153ZM224 98H225V97H224ZM240 98H241V97H240ZM240 98H238V99H240ZM2 99H3V98H2ZM14 99H15V97H14ZM17 99H18V98H16V100H17ZM45 99H46V98H45ZM49 99H50V98H49ZM49 99H48V100H49ZM52 99H53V98H52ZM52 99L49 100V101H54V100H52ZM55 99H56V98H55ZM96 99H97V98H96ZM116 99H117V97H116ZM124 99H125V98H124ZM134 99H135V98H134ZM226 99H228V98H226ZM226 99H225V101H226ZM238 99H237V100H238ZM241 99H242V98H241ZM71 100H72V99H70V101H71ZM107 100H108V98H107ZM127 100H128V99H127ZM129 100H130V98H129ZM141 100H142V99H141ZM209 100H210V99H209ZM237 100H236V101H237ZM28 101H29V100H28ZM28 101H27V102H28ZM42 101H43V100H42ZM42 101H41V102H42ZM77 101H78V100H77ZM100 101H101V100L98 99V100H96L97 103L94 104V105H96L95 108L98 109V110H102V108H101V104L99 103ZM138 101H139V100H138ZM144 101H145V100H144ZM157 101H158V100H157ZM203 101H204V100H203ZM249 101H250V100H249ZM24 102H25V101H24ZM24 102H23V106H25ZM38 102H39V101H38ZM41 102H39V103H41ZM46 102H47V101H46ZM71 102H72V101H71ZM71 102H70V103H71ZM103 102H104V100H103ZM110 102H112V101H110ZM119 102H120V101H119ZM122 102H123V101H122ZM141 102H142V101H141ZM147 102H149V101H147ZM240 102L242 103V101H240ZM15 103H16V102H15ZM15 103H14V105H15ZM25 103H26V102H25ZM43 103H44V102H43ZM72 103H73V102H72ZM72 103H71V104H72ZM104 103H107V102H104ZM108 103H109V102H108ZM116 103H117V102H116ZM159 103H160V102H159ZM193 103H194V102H193ZM212 103H213V102H212ZM245 103H247V101H246ZM245 103H244V104H245ZM248 103H249V102H248ZM12 104H13V103H12ZM47 104H48V103H47ZM51 104H52V103H51ZM66 104H67V103H66ZM73 104H74V103H73ZM89 104H90V103H89ZM102 104H103V103H102ZM123 104H124V103H123ZM132 104H133V103H132ZM142 104H143V103H142ZM146 104H147V103H146ZM201 104H202V103H201ZM210 104H211V103H210ZM210 104H209V105H210ZM14 105H13V106H14ZM17 105H18V104H17ZM17 105H16V106H17ZM20 105H21V104H20ZM37 105H38V104H37ZM119 105H120V104H119ZM129 105H130V104H129ZM242 105H243V104H242ZM250 105H251V104H250ZM10 106H12V105H10ZM27 106H28V103H27ZM31 106H32V104H31ZM43 106H44V105H43ZM43 106H41L42 109H43ZM46 106H47V105H46ZM48 106H49V105H48ZM63 106H65V105H63ZM69 106H71V105H69ZM69 106H68L67 108H69ZM110 106H111V105H110ZM113 106H114V105H113ZM239 106H240V105H239ZM246 106H249V105H246ZM252 106H253V105H252ZM7 107H9V106H7ZM18 107H19V105H18ZM18 107H16V108H18ZM41 107H40V108H41ZM125 107H126V106H125ZM249 107H250V106H249ZM12 108H14V107H12ZM36 108H37V107H36ZM38 108H39V107H38ZM119 108H120V107L118 106V107H117V110H118V111L120 110ZM149 108H150V107H149ZM206 108H207V107H206ZM240 108H241V107H240ZM4 109H5V108H4ZM4 109L2 110V112L4 111ZM18 109H19V108H18ZM24 109H27V108H24ZM44 109H45V108H44ZM147 109H148V107H147ZM147 109H146V110H147ZM9 110H10V109H9ZM20 110H23V109L20 108ZM27 110H28V109H27ZM62 110H66V108L64 109V107H63ZM62 110H61V111H62ZM85 110H86V109H85ZM110 110H111V109H110ZM127 110H128V109H127ZM240 110H241V109H240ZM6 111H7V110H6ZM15 111H16V110H15ZM17 111H18V110H17ZM17 111H16V112H17ZM35 111H36V110H35ZM38 111H39V110H38ZM42 111H43V110H42ZM105 111H106V110H105ZM141 111H142V110H141ZM241 111H243V109H242ZM241 111H240V113L242 114ZM244 111H245V109H244ZM246 111H247V110H246ZM13 112H14V110H13ZM27 112H28V111H27ZM58 112H59V111H58ZM83 112H84V111H83ZM85 112H86V111H85ZM204 112H205V111H204ZM11 113H12V112H11ZM21 113H23V112H21ZM51 113H52V112H51ZM198 113H199V112H198ZM240 113H239V114H240ZM250 113H251V112H250ZM2 114H4V113H2ZM13 114H14V113H13ZM16 114H17V113H16ZM42 114H43V113H42ZM75 114H76V113H75ZM107 114H108V113H107ZM113 114H114V113H113ZM18 115H20V114L18 113ZM22 115H23V114H22ZM54 115H55V114H54ZM54 115H53V117H54ZM63 115H64V114H63ZM95 115H96V114H95ZM134 115H135V114H134ZM196 115H197V114H196ZM205 115H207V114H205ZM236 115H237V114H236ZM248 115H249V114H248ZM248 115H247V117H248ZM254 115H255V114H254ZM5 116H6V115H5ZM15 116H16V115H15ZM23 116H24V115H23ZM31 116H32V115H31ZM34 116H35V115H34ZM110 116H112V115H110ZM114 116H115V115H114ZM118 116H119V115H118ZM118 116H116V117H118ZM129 116H130V115H128V117H129ZM203 116H204V115H203ZM237 116H238V115H237ZM7 117H8V116H7ZM55 117H56V116H55ZM57 117H58V116H57ZM57 117H56V118H57ZM196 117H197V116H196ZM204 117H205V116H204ZM204 117H203V118H204ZM240 117H241V116H240ZM3 118H4V117H3ZM3 118H2V119H3ZM12 118H14V117H12ZM114 118H115V117H114ZM125 118H126V117H125ZM198 118H199V117H198ZM205 118H207V117H205ZM252 118H253V117H252ZM254 118H255V117H254ZM8 119H10V117H9ZM21 119H22V118H21ZM33 119H34V118H33ZM33 119H32V120H33ZM35 119H36V118H35ZM86 119H87V118H86ZM134 119H135V118H134ZM249 119H250V117H249ZM27 120H29V117H28ZM36 120H37V119H36ZM66 120H67V119H66ZM89 120H90V119H89ZM95 120H96V119H95ZM111 120H112V118H111ZM119 120H120V119H119ZM217 120H218V119H217ZM217 120L215 121V123L217 122ZM241 120H242V122H243V119H241ZM1 121H2V120H1ZM29 121H30V120H29ZM87 121H88V120H87ZM87 121H86V122H87ZM93 121H94V120H93ZM99 121H102V120H99ZM112 121H113V120H112ZM195 121H197V120H195ZM204 121H205V120H203V122H204ZM238 121H239V120H238ZM244 121H245V119H244ZM250 121L252 122V119H251ZM10 122H11V121H9V123H10ZM189 122H190V121H189ZM236 122H237V121H236ZM242 122H241V123H242ZM2 123H3V122H2ZM38 123H39V122H38ZM68 123H69V122H68ZM93 123H95V122H93ZM105 123H107V122H105ZM112 123H113V122H112ZM190 123H191V122H190ZM194 123H195V122H194ZM217 123H218V122H217ZM231 123H232V122H231ZM238 123H240V122H238ZM238 123H235V124L239 125ZM241 123H240V124H241ZM249 123H250V122H249ZM252 123H253V122H252ZM6 124H7V123H6ZM48 124H49V122H48ZM188 124H189V123H188ZM191 124H192V123H191ZM235 124H234V126H235ZM246 124H247V123H246ZM246 124H245V127H248L249 125L246 126ZM8 125H9V124H8ZM15 125H16V124H15ZM33 125H34V124H33ZM43 125H44V124H43ZM83 125H85V124H83ZM105 125H106V124H105ZM112 125H113V124H112ZM115 125H116V124H115ZM132 125H133V124H132ZM193 125H194V124H193ZM204 125H205V124H204ZM17 126H18V125H17ZM45 126H47V125H45ZM45 126H44V127H45ZM62 126H63V125H62ZM62 126H61V127H62ZM79 126H80V124H79ZM93 126H94V124H93ZM97 126H98V125H97ZM230 126H231V125H230ZM241 126H243V125H241ZM5 127H6V126H5ZM7 127H8V126H7ZM19 127H20V126H19ZM61 127H60V128H61ZM100 127H101V126H100ZM105 127H106V126H105ZM231 127H232V126H231ZM239 127H240V126H239ZM239 127H238V128H239ZM245 127H244V128H245ZM9 128H10V125H9ZM96 128H98V127H96ZM5 129H6V128H5ZM12 129H14V128H12ZM18 129H19V128H18ZM131 129H132V128H131ZM218 129H219V128H218ZM229 129H230V128H229ZM245 129H246V128H245ZM8 130H11V129H8ZM118 130H119V132H120L121 129H118ZM212 130H213V129H212ZM230 130H231V129H230ZM237 130H238V129H237ZM68 131H69V130H68ZM89 131H90V130H89ZM97 131H98V129H97ZM97 131H96V132H97ZM102 131H103V130H102ZM232 131H233V130H232ZM234 131H236V130H234ZM240 131H241V130H240ZM242 131H243V130H242ZM12 132H13V130H12ZM98 132H99V131H98ZM106 132L109 133V130L106 131ZM213 132H217L218 134L215 133L216 136H217V135H219L220 130H219V131H218V130H213ZM221 132H222V130H221ZM226 132H228V131H226ZM237 132H238V131H237ZM237 132H234V133H237ZM36 133H37V132H36ZM209 133H211V132H209ZM240 133H241V132H240ZM33 134H34V133H33ZM87 134H88V132H87ZM106 134H107V133H106ZM106 134H105V136H106ZM119 134H120V133H119ZM221 134H222V133H220L219 136H222ZM232 134H233V132L231 133V136H232ZM242 134H243V133H242ZM31 135H32V133H31ZM93 135H94V134H93ZM115 135H116V134H115ZM121 135H123V134H121ZM236 135H237V134H236ZM236 135L233 136L235 139L237 138ZM82 136H83V135H82ZM107 136H108V135H107ZM107 136H106V137H107ZM216 136H215V137H216ZM219 136H217V139L219 138ZM229 136H230V135H229ZM238 136H239V135H238ZM34 137H35V136H34ZM39 137H40V136H39ZM108 137H109V136H108ZM108 137H107V138H108ZM206 137H207V136H206ZM225 137H226V136H225ZM227 137H228V136H227ZM239 137L241 138V135H240ZM239 137H238V139H240ZM243 137H244V136H243ZM1 138H2V137H1ZM87 138H88V137H87ZM96 138H97V137H96ZM109 138H110V137H109ZM244 138H245V137H244ZM78 139H79V138H78ZM101 139H102V138H101ZM103 139H106V138L104 137ZM217 139H215V141H216ZM220 139H221V138H220ZM230 139H231V138H230ZM241 139H243V138H241ZM40 140H41V139H40ZM79 140H80V139H79ZM244 140H245V139H244ZM244 140H243V141H244ZM97 141H98V140H97ZM116 141H117V140H116ZM207 141H208V140H207ZM7 143H8V142H7ZM117 143H118V142H117ZM205 143H206V141H205ZM84 144H85V143H84ZM108 144H109V143H108ZM114 144H115V143H114ZM197 144H198V143H197ZM212 144H214V143H212ZM215 144H216V143H215ZM215 144H214V145H215ZM231 144L235 145V144L233 143V141H232ZM224 145H226V144H224ZM43 146H44V145H43ZM43 146H42V147H43ZM93 146H94V145H93ZM108 146H109V145H107V147H108ZM229 146H230V145H229ZM247 146H248V145H247ZM79 147H80V146H79ZM211 147H212V146H211ZM211 147H210V148H211ZM227 148H228V147H227ZM212 149H213V148H212ZM233 149H234V148H233ZM247 149H248V148H247ZM185 150H187V149H185ZM241 150H242V149H241ZM67 151H68V150H67ZM231 151L234 153L233 150H231ZM250 151H251V150H250ZM78 152H79V151H78ZM182 152H183V151H182ZM182 152H181V153H182ZM184 152L187 153L186 151H184ZM239 152L241 153V151H239ZM39 153H40V152H39ZM91 153H92V152H91ZM102 153H103V152H102ZM174 153H175V152H174ZM177 153L180 154L179 151H178ZM93 154H94V153H93ZM144 154H146V153H144ZM230 154H231V152H230ZM51 155H52V154H51ZM79 155H80V153H79ZM147 155H148V153H147ZM177 155H178V154H177ZM224 155H225V154H224ZM232 155H233V154H232ZM87 156H88V155H87ZM92 156H93V155H92ZM172 156H173V155H172ZM175 156H176V155H175ZM182 156H183V155H182ZM182 156H181V157H182ZM225 156H226V155H225ZM229 156H230V155H229ZM239 156H240V155H239ZM76 157H77V156H76ZM81 157H83V156H81ZM127 157H128V156H127ZM181 157H180L179 159H181ZM184 157H186V156H184ZM77 158H78V157H77ZM226 158H228V157H226ZM44 159H45V158H44ZM174 159H175V158H174ZM51 160H53V159H51ZM81 160H82V158H81ZM170 160H172V158H171ZM175 160H176V159H175ZM177 160H178V159H177ZM177 160H176V161H177ZM184 160H187V159L184 158ZM196 160H197V159H196ZM59 161H60V160H59ZM78 161H79V160H78ZM84 161H85V160H84ZM125 161H126V160H125ZM50 162H51V161H50ZM55 162H56V161H55ZM63 162H64V161H63ZM170 162H172V161H170ZM173 162H174V161H173ZM173 162H172V164H173ZM72 163H73V162H72ZM81 163H82V162H81ZM92 163H93V162H92ZM94 163H95V162H94ZM238 163H239V162H238ZM55 164H56V163H55ZM88 164H89V163H88ZM95 164H96V163H95ZM148 164H149V163H148ZM188 164H189V163H188ZM190 164H191V163H190ZM236 164H237V163H236ZM258 164H259V163H258ZM79 165H80V164H79ZM184 165H185V164H184ZM193 165H194V164H193ZM195 165H196V164H195ZM261 165H262V164H261ZM9 166H10V168H12L11 165H9ZM187 166H188V165H187ZM253 166H254V165H253ZM255 166H256V165H255ZM258 166H260V164H259ZM73 167H74V166H73ZM189 167H191V166H189ZM249 167H250V166H249ZM249 167H247V168H249ZM261 167H262V166H260L259 169H262ZM263 167H264V166H263ZM56 168H58V167H56ZM75 168H76V167H75ZM198 168H199V167H198ZM198 168H197V169H198ZM253 168H254V167H253ZM76 169H77V168H76ZM76 169H75V170H76ZM90 169H91V168H90ZM87 170H88V168H87ZM91 170H92V169H91ZM199 170H200V168H199ZM256 170H257V169H256ZM263 170H264V169H263ZM263 170H262V171H263ZM248 171H249V170H248ZM252 171H253V170H252ZM257 171H258V170H257ZM41 172H42V171H41ZM77 172H79V171H77ZM110 172H111V171H110ZM190 172H191V171H190ZM190 172H189V173H190ZM192 172H193V171H192ZM194 172H195V170H194ZM203 172L205 173V171H203ZM254 172H255V170H254ZM63 173H65V172L63 171ZM69 173H70V172H69ZM196 173H197V172H196ZM5 174H6V173H5ZM5 174H4V175H5ZM33 174H34V173H33ZM37 174H38V173H37ZM74 174H75V173H74ZM248 174H249V173H248ZM7 175H9V174L7 173ZM53 175H54V174H53ZM194 175H195V174H194ZM204 175H205V174H204ZM256 175H257V174H256ZM258 175H259V174H258ZM258 175H257V176H254V177L257 178ZM262 175H264V173H263ZM184 176H185V175H184ZM187 176H188V175H187ZM187 176H186V177H187ZM190 176H191V174H190ZM223 176H224V175H223ZM227 176H228V175H227ZM2 177H3V173H2V171L0 170V200L3 198V195H4V192L2 193V189H3V188L10 187V189H11L12 191H14L13 194H15V192H16L17 189H18L17 185H15V178H14L13 175H9V176H7V181H6V182H5V180L3 181V178H2ZM54 177H55V176H54ZM181 177H182V176H181ZM229 177H230V176H229ZM24 178H25V179H26V178H30V173L27 172V171H24ZM44 178H45V177H44ZM73 178H74V177H73ZM256 178H255V179H256ZM260 178H261V176H260ZM117 179H118V177H117ZM224 179H225V178H224ZM224 179H223V180H224ZM255 179H254V180H255ZM257 179H259V178H257ZM53 180H54V179H53ZM50 181H51V180H50ZM225 181H226V180H225ZM255 181H256V180H255ZM255 181H254V183H255ZM258 181L260 182L261 180H258ZM261 182H262V183H261V185L259 184V188H262V184L264 183L263 181H261ZM28 183H29V182H28ZM227 183H228V182H227ZM34 184H35V183H34ZM197 184H198V182H197ZM49 185H50V184H49ZM49 185H48V186H49ZM195 186H196V185H195ZM260 186H261V187H260ZM25 187H26V186H25ZM255 187H256V185H255ZM255 187H254V188H255ZM263 187H264V185H263ZM23 188H24V187H23ZM54 188H55V187H54ZM111 188H112V187H111ZM254 188H253V189H254ZM259 188H258V189H259ZM37 189H38V188H37ZM226 190H227V189H226ZM254 190H255L254 192L257 193V195L261 194V195H262V198H263V194H264V192H263V194H262V192H261L260 190H258V192H257L256 188H255ZM261 190L264 191V188H262ZM20 191H21V190H20ZM65 191H66V190H65ZM38 192H39V190H38ZM43 192H44V191H43ZM160 192H161V191H160ZM174 192H175V191H174ZM252 192H253V191H252V189H251V193H252ZM259 192H260V193H259ZM7 193H8V192H7ZM44 193H45V192H44ZM34 194H35V193H34ZM175 194H176V193H175ZM175 194H174V195H175ZM190 195H191V193H190ZM250 195H251V194H250ZM250 195L248 194V196H250ZM253 195H254V194L252 193V195L250 196V198H251L250 201L252 200V201H251L252 203H251V202L249 203V201H247L249 204L247 203V205H245V204H246V202H245V203H244L245 206H244V205L242 204L243 201H242V202L240 201V202H241V204L244 206V208H246V210L249 209V210L252 211V212H250V213L255 212V214H256V212L258 211L259 207H261V206L263 205L262 203H264V199L261 198V195H259L258 197H257V196L253 197ZM17 196H18V195H17ZM175 196L177 197V195H175ZM169 197H170V196H169ZM47 198H48V197H47ZM75 198H76V197H75ZM174 198H175V197H173V199H174ZM11 199H12V198H11ZM175 199H176V198H175ZM228 199H229V198H228ZM231 199H232V198H231ZM3 200H4V199H3ZM43 200H44V198H43ZM179 200H181V199H179ZM239 200H240V199H239ZM14 201H15V198H14ZM223 201H224V200H223ZM260 201H262V203H261L262 205L260 204ZM7 202H8V200H7ZM179 202H180V201H179ZM238 202H239V201H238ZM10 203H11V202H10ZM44 203H45V202H43V204H44ZM81 203H82V202H81ZM12 204H13V203H12ZM175 204H176V203H175ZM177 204H178V203H177ZM242 205H241V206H242ZM257 205L259 206L258 209H257L256 211H253V210H254L253 207L257 208ZM260 205H261V206H260ZM11 206H12V205H11ZM170 206H171V205H170ZM246 206L249 207V208L247 209ZM252 206H253V207H252ZM12 207H13V206H12ZM251 207H252L253 209H252ZM263 207H264V206H263ZM181 209H182V208H181ZM50 211H51V209H50ZM244 211H245V210H244ZM260 212H261V211H260ZM250 213H248V211H247L246 216H249ZM263 213H264V212H263ZM263 213H262L261 215H262V217L264 218ZM199 215H200V214H199ZM236 216H237V215H236ZM253 216H255V215H253ZM257 217H258V216H257ZM199 218H200V217H199ZM251 218H252V217H251ZM248 219H250V218H247L246 220H248ZM258 219H259V218H258ZM198 220H199V219H198ZM246 220H244V221H246ZM262 220H264V219H262ZM260 221H261V218H260ZM248 222H249V221H248ZM261 222H262V221H261ZM193 223H195V222H193ZM263 223H264V221H263ZM195 224H196V223H195ZM243 225H244V224H243ZM245 225H246V224H245ZM254 225H255V224H254ZM261 225H262V223H261ZM239 226H240V225H239ZM258 226H259V225H258ZM189 227H190V226H189ZM196 227H197V226H196ZM193 228H194V227H193ZM259 228H260V227H259ZM261 228H262V227H261ZM263 229H264V228H263ZM263 229H262V230H263ZM126 230H127V229H126ZM262 230H261V231H262ZM238 232H239V231H238ZM238 232H237V233H238ZM263 232H264V231H263ZM255 233H257V231H255ZM255 233H254V234H255ZM259 234H261L260 231H259ZM263 234H264V233H263ZM123 237H124V236H123ZM262 237H263V236H262ZM261 239H262V238H261ZM263 239H264V238H263ZM244 243H247V242H244ZM254 243H255V242H254ZM125 244H126V242H125ZM256 244H257V243H256ZM256 244H255V245H256ZM258 245H259V244H258ZM261 247H262V246H261ZM258 248H259V246H258ZM261 249L264 251V246H263ZM18 250H19V249H18ZM259 250H260V249H259ZM262 250H261V251H262ZM257 251H258V250H257ZM263 251H262V254H263ZM254 252H255V251H254ZM256 253H257V252H256ZM257 254H258V253H257ZM260 254H261V252H259V256H260ZM216 256H217V255H216ZM261 257H262V255H261ZM221 258H223V257H221ZM218 260H219V259H218ZM209 261H210V260H209ZM209 261H208V262H209ZM245 262H246V261H245ZM212 264H213V263H212ZM221 264H222V263H221Z\"/></svg>", "mask_w": 264, "mask_h": 264}]
</instances>
